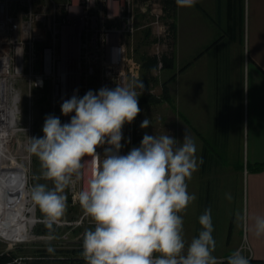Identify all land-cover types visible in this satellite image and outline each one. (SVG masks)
I'll return each instance as SVG.
<instances>
[{
	"label": "clouds",
	"instance_id": "1",
	"mask_svg": "<svg viewBox=\"0 0 264 264\" xmlns=\"http://www.w3.org/2000/svg\"><path fill=\"white\" fill-rule=\"evenodd\" d=\"M197 0H176L178 7H193ZM142 82L102 87L87 91L83 97L73 95L61 105L69 123L48 115L43 124V137H29V152L40 162L37 183L30 199L49 230L47 251L58 237L55 228L62 227L67 211L66 189L75 192L83 179L85 157L93 164L87 187L75 194L94 228L82 236L81 256L86 264H225V258L213 253L211 208L199 217L201 231L185 244L183 219L179 215L195 201L187 181L198 170L197 146L187 132L183 141L165 135L144 134L139 147L121 155L122 129L141 112L138 98ZM145 118L140 127L148 128ZM130 142V140H129ZM104 148L103 159L97 149ZM227 198L231 200V195ZM239 216V214H238ZM242 218V217H241ZM257 236L264 234V218L254 221ZM241 245L226 257V264H250Z\"/></svg>",
	"mask_w": 264,
	"mask_h": 264
},
{
	"label": "crops",
	"instance_id": "2",
	"mask_svg": "<svg viewBox=\"0 0 264 264\" xmlns=\"http://www.w3.org/2000/svg\"><path fill=\"white\" fill-rule=\"evenodd\" d=\"M174 24L176 139L187 132L203 161L187 181L196 199L179 213L185 244L211 208L213 255L226 264L243 239L250 264H264L253 227L264 218V168L254 166L264 162V0H197L176 7Z\"/></svg>",
	"mask_w": 264,
	"mask_h": 264
},
{
	"label": "built area",
	"instance_id": "3",
	"mask_svg": "<svg viewBox=\"0 0 264 264\" xmlns=\"http://www.w3.org/2000/svg\"><path fill=\"white\" fill-rule=\"evenodd\" d=\"M141 9L153 16L157 46L162 47V4L146 0ZM136 26L134 0H0V128L16 129L10 145L18 143L19 133L31 128L30 123L23 126L24 91L30 112L32 99L47 94L50 115L64 124L74 115L61 113L65 100L73 95L83 97L89 90L127 85L137 77L141 62L126 55L125 42ZM160 53L157 50L155 54ZM28 141L29 137L24 149L30 163ZM105 147L108 145L97 149L101 159ZM120 154L125 155L123 148ZM84 159L83 179L75 192L67 189L72 204L78 203L75 194L85 189L90 179L93 164L90 157ZM27 183L31 189L29 180ZM76 222L94 228L83 212Z\"/></svg>",
	"mask_w": 264,
	"mask_h": 264
},
{
	"label": "rangeland",
	"instance_id": "4",
	"mask_svg": "<svg viewBox=\"0 0 264 264\" xmlns=\"http://www.w3.org/2000/svg\"><path fill=\"white\" fill-rule=\"evenodd\" d=\"M141 3L138 0H134V11L137 18V26L135 27L133 33L126 37V55L133 58L136 62L140 61L141 54H155L157 50L159 52L171 50L173 51V56L175 52V42L176 39L168 38V23L174 21V17L170 16L168 12L163 8L162 4V47L157 46V36L155 27L152 25L151 21L153 16L149 14L148 11H143L141 9ZM176 66L171 69H155L152 72V77L149 82L148 87L145 89L137 88L136 91L141 93L138 98L139 107L141 112L135 118L131 124H125L122 133L123 139L121 141L122 148L124 149L125 155L133 148L132 136L133 132L143 138L144 134L149 135H165L168 134L176 138L178 132V114L176 112L175 101H174V88L175 80L174 73ZM138 76L134 77L133 81L142 82L144 85V78L142 77V71L138 72ZM167 81V85L170 91V98L164 99L160 98L156 102H149L145 99V95L151 94L155 97L161 96V83ZM28 95L26 91L23 93L22 107H23V126L30 123L31 128L29 132L19 133L18 143L21 146L16 150V145L18 143L11 142L8 145L7 151L9 150L13 155L17 153V161L23 162V165L27 168V179L26 175V188L28 187V180L33 187L37 183L47 184L49 188L52 187L50 181H45L43 179L37 180L35 177L40 174V162L39 160L31 154V162L22 159L23 155H26V149H24V141L28 137H43L44 133L42 131L45 118L50 115V99L47 94L43 98L32 99L33 105L31 112L28 109ZM148 118L150 120V125L146 129L140 127L142 121ZM185 127V126H184ZM190 130L189 122L185 127ZM185 135V134H184ZM130 140V142H129ZM30 142L28 141V144ZM10 148V149H9ZM7 158V163H8ZM67 211L65 214L66 223L62 227L55 228V235L58 237L56 240L51 242V246L55 249L53 253L47 251L49 246L46 242V237L49 234V230L46 225L42 222L43 217L37 207H35L36 220L32 224L31 232L33 234L32 239H18L15 241L7 240L0 236V251L3 250H13L17 255V261L13 264H86V261L82 258V236L86 229L93 228L90 223L79 224V216L83 212L79 203L72 204L69 201V196L67 194ZM27 214H29L27 212ZM243 238V237H242ZM242 243L237 247L239 248ZM236 248V249H237ZM247 257V256H246ZM249 258V257H248Z\"/></svg>",
	"mask_w": 264,
	"mask_h": 264
},
{
	"label": "bare ground",
	"instance_id": "5",
	"mask_svg": "<svg viewBox=\"0 0 264 264\" xmlns=\"http://www.w3.org/2000/svg\"><path fill=\"white\" fill-rule=\"evenodd\" d=\"M15 132V128H0V236L10 241L32 239L31 228L36 220L35 206L26 188V167L17 161V153L7 151ZM18 147L19 144L16 150ZM24 160H28L27 155Z\"/></svg>",
	"mask_w": 264,
	"mask_h": 264
},
{
	"label": "trees",
	"instance_id": "6",
	"mask_svg": "<svg viewBox=\"0 0 264 264\" xmlns=\"http://www.w3.org/2000/svg\"><path fill=\"white\" fill-rule=\"evenodd\" d=\"M140 2H144L146 0H138ZM161 4H163V8L168 12L170 16L175 15V10L177 7L176 0H159ZM168 38L174 39L175 37V24L174 21L168 23ZM173 51H161L159 55L157 54H141V71L142 77L144 78V87L147 88L149 82L152 77V72L155 69H171L174 67V56ZM159 63L161 66L159 67ZM160 98L169 99V88L167 85V81L161 83V96L155 97L151 94L145 95V99L149 102H156ZM142 138L136 133V130L133 132L132 136V144L134 147H139L141 144ZM255 166L256 170H261L264 168V162L258 163ZM17 258L16 253L13 250L0 251V264H9L12 263Z\"/></svg>",
	"mask_w": 264,
	"mask_h": 264
},
{
	"label": "water",
	"instance_id": "7",
	"mask_svg": "<svg viewBox=\"0 0 264 264\" xmlns=\"http://www.w3.org/2000/svg\"><path fill=\"white\" fill-rule=\"evenodd\" d=\"M15 118H16L17 120H19L20 117L17 115Z\"/></svg>",
	"mask_w": 264,
	"mask_h": 264
}]
</instances>
